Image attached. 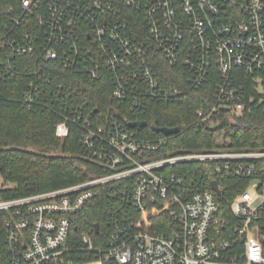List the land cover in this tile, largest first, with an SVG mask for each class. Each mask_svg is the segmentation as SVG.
<instances>
[{
  "label": "built area",
  "instance_id": "obj_1",
  "mask_svg": "<svg viewBox=\"0 0 264 264\" xmlns=\"http://www.w3.org/2000/svg\"><path fill=\"white\" fill-rule=\"evenodd\" d=\"M0 28V82L21 79V104L55 113L58 138L77 127L85 158L103 172L0 198V264H72V218L99 185L112 182L124 184L121 195L128 192L139 216L116 220L101 248L82 233L77 251L94 259L78 264H264V148L157 155L171 135H138L133 129L147 123L128 125L145 121L152 102L184 101L210 80L212 97L200 99L197 119L213 127L220 113L239 114L247 83L262 92L264 0H18ZM164 65L181 66L184 85L166 82ZM59 69L103 81L118 106L89 113L86 100L55 81ZM187 163L211 164L219 194L212 180L205 188L208 177L169 170ZM223 179L246 181L230 201V217L218 201ZM252 181L253 195L246 190Z\"/></svg>",
  "mask_w": 264,
  "mask_h": 264
},
{
  "label": "trees",
  "instance_id": "obj_2",
  "mask_svg": "<svg viewBox=\"0 0 264 264\" xmlns=\"http://www.w3.org/2000/svg\"><path fill=\"white\" fill-rule=\"evenodd\" d=\"M18 0H0V26L4 22L5 10ZM1 32V28H0ZM56 82H63L75 90L78 99L86 100L89 113L93 110L106 111L109 106L118 104L111 99L110 88H105L103 81H90L69 71H57ZM166 82L183 84L185 72L181 66L164 65L161 72ZM214 81L200 90H190L184 101L152 102L144 115L147 125L133 129L138 135L162 136L155 127H178L179 131L168 137V142L157 155L173 154L181 151L214 150H249L264 148V76L262 92L256 91L247 83V99L239 114L220 113L218 124L210 126V121H199L196 110L201 105L200 99L210 100ZM22 80L0 82V175L12 187L0 189V198H14L30 195L50 189L62 188L101 175L102 168L89 161L83 154L79 142L80 130L70 126L66 137L60 139L55 133V124L59 117L48 110L21 104ZM76 98V99H77ZM125 114L126 112L123 111ZM153 125V126H151ZM222 134V142L218 135ZM211 164L187 163L171 166L169 170L185 174L195 180L206 179L205 188L215 178ZM220 183V179H217ZM225 188L218 197L222 215L230 217L231 199L246 187V181L223 179ZM121 182L99 185L94 196L83 209L72 218V230L68 247L72 264L84 263L94 259L92 254L77 251L82 246L80 235L88 233L96 248L104 246L108 232L116 220L126 217L136 220L139 216L136 208L129 202L128 192ZM158 220L166 218L159 215ZM156 218V219H157ZM4 220L0 214V253L4 247ZM98 225L95 231L94 225ZM155 228L164 230L162 224Z\"/></svg>",
  "mask_w": 264,
  "mask_h": 264
},
{
  "label": "water",
  "instance_id": "obj_3",
  "mask_svg": "<svg viewBox=\"0 0 264 264\" xmlns=\"http://www.w3.org/2000/svg\"><path fill=\"white\" fill-rule=\"evenodd\" d=\"M130 127H144L146 125L145 121H133L128 124ZM154 130L156 132H161L165 135H173L176 134L179 131L178 127H155ZM210 187L213 189L216 194H219V188L217 186V182L215 180H212L210 182ZM95 231L98 230V225H94Z\"/></svg>",
  "mask_w": 264,
  "mask_h": 264
},
{
  "label": "rangeland",
  "instance_id": "obj_4",
  "mask_svg": "<svg viewBox=\"0 0 264 264\" xmlns=\"http://www.w3.org/2000/svg\"><path fill=\"white\" fill-rule=\"evenodd\" d=\"M256 181H252L251 184L247 187V191L250 193V194H254V185H256ZM13 184L10 183V182H7L4 180V178L2 177V175H0V189L3 188V187H12Z\"/></svg>",
  "mask_w": 264,
  "mask_h": 264
}]
</instances>
